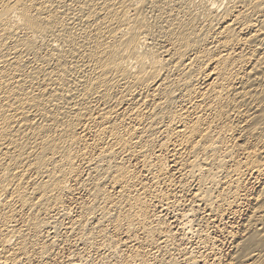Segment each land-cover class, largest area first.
<instances>
[{"label":"bare ground","instance_id":"bare-ground-1","mask_svg":"<svg viewBox=\"0 0 264 264\" xmlns=\"http://www.w3.org/2000/svg\"><path fill=\"white\" fill-rule=\"evenodd\" d=\"M263 164L264 0H0V264L30 259L58 218L87 244L108 222L150 241L147 199L178 209L180 190L228 215ZM74 185L89 199L71 220ZM257 200L239 264H264V188Z\"/></svg>","mask_w":264,"mask_h":264},{"label":"rangeland","instance_id":"rangeland-1","mask_svg":"<svg viewBox=\"0 0 264 264\" xmlns=\"http://www.w3.org/2000/svg\"><path fill=\"white\" fill-rule=\"evenodd\" d=\"M137 161L138 160H132V162L129 164V167L131 168L133 166L134 168L132 167V169L135 170L136 173L139 172L138 175H139V177H141L140 179H141V181L143 183L144 182L149 183L150 180L152 181V178H151L150 174L149 173H145L141 169V165H140L139 161L138 162ZM167 163H168V165H166L167 172L173 173V170H174L173 164L171 163V160H169L168 158L166 160V164ZM262 169H263V173H260V175H256V176L251 177L245 183V189H244V193H243V198H246V197L247 198L246 199H243V198L241 199L242 203L241 202L239 203L241 205L238 204L233 209H231L230 212H229V209L227 211L226 210L223 211L224 213L227 212L228 215H226V213L225 214L222 213L221 216L214 215L216 218L215 217H213L212 219H211V217L209 218L208 216L210 215V213L204 207L202 208L200 206L194 205V202H192V200H191L192 198L190 196V195H192V193H190V194L189 193H183L182 194V191L180 190V191L175 192L176 194L174 195V200L177 201V203H179V208H178V209H180L179 211H178V209H172V210L170 209L169 211H165L167 213L166 214L163 211V209H165L166 206L164 208H162L161 206L160 207H158V206L156 207L155 205L157 204L156 203L157 201H154L152 197H149V198H151V201L152 202L149 201L150 200L149 198L147 199L148 204L151 205V206H149L150 212L148 214L149 217L151 216V221H152L151 224H153V226H157L158 224H159L158 226L161 225L160 227L162 229L160 228V232L162 234L159 232L158 235L156 234L157 236H155L152 240L149 241L147 239V237L145 236L144 232L142 231V229L141 228H138V229L135 230V233L132 234V236L130 235L131 236L130 237L125 231H123V232L120 231V230L118 231L116 229L115 224L113 222H111V223L108 222V223L103 224V225H105L103 227V230L105 231V233H104L105 235H99V236H102L103 238L102 237L98 238L99 236L96 233L92 236L93 239H94L93 244L97 240L99 241V243L96 242V244H94V245H92L90 243L89 244L84 243L82 241V239H79V238H81V235L79 236V233L78 232H75L76 234L73 233L71 235L70 234H68V235L65 234L66 233L65 228L69 227V225H70L71 222L70 221L68 222L65 219L64 220H59V218H58L57 219L58 220V223L57 224H54L53 223V224L50 225V227L47 228L48 230L42 231L44 233L41 232V234L38 237L40 239H38V238L35 239V237H32V242L35 240L32 243V247L33 248L31 247L32 248L31 249L32 257L30 259L26 260L25 262L21 263V264H26V263L30 264L31 262H32V264H41V263L42 264H46V262H47V264H68V263L69 264H71V263L72 264H127L128 262H131L130 261V258H131V260L135 259V261L133 260L131 263H128V264H170V263H173V264H190L191 263L192 264L195 261L194 259H196L198 261L202 260L199 263H197V261H195L194 262L195 264H201V263L202 264H239V263H236L237 252H238L236 248H237L238 243L239 242H242V239L244 238V235L246 233V230L245 229H247V226L249 224V221L251 220L252 216L254 215L253 213L256 211V208H258L257 207L258 205H256V204H259L257 199L259 198V196H260V194H261V192L263 191V188H264V164H263ZM147 174H149V175L146 176ZM256 177H258V178H256ZM253 178H254V180H253ZM74 188H75L74 194H71L70 196H67L64 199V201H66V202H64L65 211L69 215H72V216H70V219L71 220H72V218L74 219V218H77L79 216L81 209H78L77 210V208H82V205L83 204L86 205L87 202H88V199H89L87 190H84L83 189L84 190L83 191L81 187H75V185H74ZM109 191L111 192V195H115L116 194L114 190H109ZM112 191L115 194L112 193ZM160 191L162 193L163 192H167V189L165 187H163V186H160ZM187 195H189L190 198ZM183 197H184V199H183ZM185 197L188 198V201H187V198H185ZM71 198H73V199H71ZM67 200H69V201H67ZM183 204H186V205H183ZM187 205L189 206V208H188ZM197 205H199V204H197ZM191 206H193V207H191ZM185 207L187 209H189V211L192 208H194V210H195L196 213L199 210H201V211L198 212L197 214L195 212L190 213V214L189 213L187 214L188 210ZM72 210H74V211H72ZM151 210H153V211H151ZM160 212L162 213L163 216L161 215ZM174 212H175V215H176L177 218L175 217ZM180 213H181V215H180ZM183 213H184V215H183L184 217L182 216ZM185 214H187V216H189V217L192 216V218L194 220L191 217L190 218L187 217L186 218L187 220L184 219L185 218ZM195 214H196V216H195ZM198 214L200 216H198ZM202 214H204V215H202ZM193 215H194V217H193ZM168 216H169V218H168ZM170 217H171V219H170ZM222 217H224L225 219L223 218V221L221 222ZM188 218H189V220H188ZM205 218H208V219L205 220ZM202 219H204V220H202ZM179 220L180 221L183 220V221L180 222ZM185 220H186V222H185ZM94 221H95L94 222V225L95 226H91V227H92V229L95 232H97L98 231L99 224H98V221H96V220H94ZM174 221H176V222H174ZM204 221H205V223H204ZM60 222H62L63 224L60 223ZM194 222L196 224H198V225H196ZM109 223L112 224V225L110 226ZM156 223H158V224H156ZM61 224L64 225V227ZM56 226H58V227H56ZM60 226H62V227H60ZM200 226H204V227H200ZM189 227H190V229H189ZM261 227L262 226H259L258 229L261 228ZM58 228H59V230L60 229L61 230L59 231ZM188 229L189 230H192V231H189ZM115 230H117L118 232L115 231ZM47 231H49L50 233L47 232ZM52 231L53 232L55 231V232L52 233ZM203 231H205V232H203ZM119 232H122V234L119 233ZM57 233H59L58 237H57ZM124 233H126V234H124ZM206 233L208 234L209 237L207 236ZM230 233H232V234L230 235ZM201 234H204V235H201ZM44 235H46V236H44ZM40 236H42V237H40ZM59 236H60V238H59ZM78 236H79V238H78ZM55 237H57V238H55ZM113 237L114 238L116 237V238L114 239ZM164 237H166V238H164ZM58 238H59L60 241L59 240H56ZM131 238H133V239H131ZM101 239H104V240H101ZM113 239H114V241H112ZM163 239H166V241L163 240ZM198 239L201 240V241H199ZM39 240H41V241H39ZM50 240H51V242H50ZM115 240H117V241H115ZM109 241H111V242H109ZM123 241L126 242L125 244L128 245L127 247H125L126 245L123 244L124 243ZM36 242H38L39 245ZM44 242L45 243H49V244H51L52 242H54V245L53 246L50 245L51 248H50L49 256H51V258L49 256L42 257L39 254H37V251L41 248V246H43L45 244ZM161 242H162V244H161ZM200 242H202V243H200ZM55 243H56V245H55ZM116 243H118V244H116ZM130 243H131V245H130ZM152 243H153L154 246L152 245ZM156 243H158V244H156ZM204 243H207V244H204ZM107 244H110V245L107 246ZM133 244L135 245V247H134ZM203 244L205 245V248L203 247L204 246ZM103 245H104V247H107L108 250H107V248H104ZM95 246H96V248H95ZM110 246H112L113 248H111ZM116 246H118V247H116ZM137 247H139V248H137ZM99 248H100V250H102V252L99 250ZM136 249H138V250H136ZM139 249L141 251H139ZM206 249H207V252H206ZM114 250H115V252L118 255L114 252ZM132 250H134L136 252L134 253V251L132 252ZM202 251L205 252V253H203ZM208 251H209V253H208ZM81 253H83V254L81 255ZM110 253H111V255H110ZM202 253H203V255H201ZM114 254H115V257H113ZM136 254L141 255V256L137 257L138 255H136ZM205 254H207L208 256L205 255ZM192 255H194L195 257L193 256V258L189 259L190 257H192ZM102 256H103V258H102ZM125 256H126V260L124 261ZM134 256H136V257H134ZM48 257H49V260H48ZM197 257H198V259H197ZM127 258H129V259H127ZM43 260H44V262H43ZM191 260H193V261H191ZM38 261H41V262L38 263Z\"/></svg>","mask_w":264,"mask_h":264}]
</instances>
